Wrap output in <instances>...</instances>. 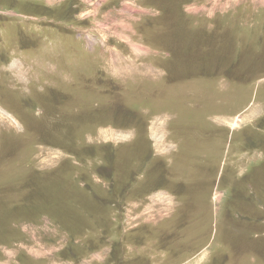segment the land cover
I'll list each match as a JSON object with an SVG mask.
<instances>
[{
  "label": "rangeland",
  "instance_id": "1",
  "mask_svg": "<svg viewBox=\"0 0 264 264\" xmlns=\"http://www.w3.org/2000/svg\"><path fill=\"white\" fill-rule=\"evenodd\" d=\"M0 264H264V0H0Z\"/></svg>",
  "mask_w": 264,
  "mask_h": 264
}]
</instances>
